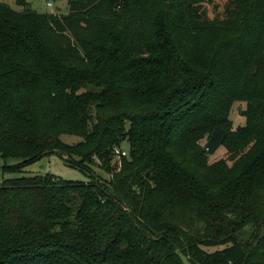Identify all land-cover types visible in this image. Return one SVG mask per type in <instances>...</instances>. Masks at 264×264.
<instances>
[{
    "label": "trees",
    "instance_id": "obj_1",
    "mask_svg": "<svg viewBox=\"0 0 264 264\" xmlns=\"http://www.w3.org/2000/svg\"><path fill=\"white\" fill-rule=\"evenodd\" d=\"M54 1L0 3V160L107 177L0 182V264H264V0Z\"/></svg>",
    "mask_w": 264,
    "mask_h": 264
},
{
    "label": "rangeland",
    "instance_id": "obj_2",
    "mask_svg": "<svg viewBox=\"0 0 264 264\" xmlns=\"http://www.w3.org/2000/svg\"><path fill=\"white\" fill-rule=\"evenodd\" d=\"M28 3V7L36 11L39 14H60L66 12L65 1L54 0H25ZM231 0H212V3H205L206 13L208 19L215 17H221L225 4ZM51 2L52 6H47V3ZM0 3L6 4L13 10L20 11L22 7L17 3V0H0ZM216 5V8H215ZM245 108V103L235 102L230 111V120L232 123V129H236L238 126L244 124V118L240 116L241 110ZM61 140L65 144H76L81 139L76 136L62 135ZM207 143V142H206ZM204 143L203 145H205ZM122 148L127 149V144L123 143ZM228 156L226 149L221 146L213 154L209 155L210 163L218 161L220 159H226ZM118 159L113 158L112 164H115ZM5 165L6 169H2ZM20 167V168H19ZM53 175L59 179L72 182H89L93 175L95 177H107L96 165L89 167V170L82 171L76 167H72L58 154L45 155L33 162L22 164L21 159L9 158L5 161L0 160V182L7 179L18 178L21 175L34 176V175ZM207 252H212L218 247H203Z\"/></svg>",
    "mask_w": 264,
    "mask_h": 264
},
{
    "label": "water",
    "instance_id": "obj_3",
    "mask_svg": "<svg viewBox=\"0 0 264 264\" xmlns=\"http://www.w3.org/2000/svg\"><path fill=\"white\" fill-rule=\"evenodd\" d=\"M226 137V133L223 129L216 127L210 135L207 143L205 144V150L209 155L213 154L219 147L222 146Z\"/></svg>",
    "mask_w": 264,
    "mask_h": 264
},
{
    "label": "built area",
    "instance_id": "obj_4",
    "mask_svg": "<svg viewBox=\"0 0 264 264\" xmlns=\"http://www.w3.org/2000/svg\"><path fill=\"white\" fill-rule=\"evenodd\" d=\"M47 6H52L51 2L47 3ZM112 156L116 159H120L122 157H126L128 154V151L125 148L114 146L111 150Z\"/></svg>",
    "mask_w": 264,
    "mask_h": 264
}]
</instances>
